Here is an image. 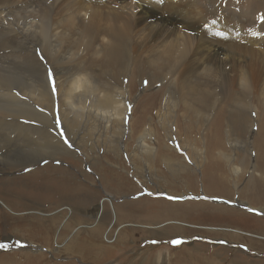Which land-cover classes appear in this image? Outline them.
I'll return each instance as SVG.
<instances>
[{
  "label": "rangeland",
  "instance_id": "1",
  "mask_svg": "<svg viewBox=\"0 0 264 264\" xmlns=\"http://www.w3.org/2000/svg\"><path fill=\"white\" fill-rule=\"evenodd\" d=\"M84 1L89 10V22L93 21L90 20L94 17L91 12L96 7L97 11H101V19L100 16H96L100 21L101 29L109 23L110 18L116 22L120 28L117 47L113 56L107 55L108 38L101 35V57L95 59L91 49L88 48L87 37L76 43H71L68 39L59 41L57 60L54 64L58 71L56 81L61 88V98L57 97L52 74L46 72L50 81L49 87L54 93L52 94L54 120L59 121L58 108L65 102L64 98L67 96L69 86H77L75 81L78 80L89 85L100 84L101 81L97 93L102 100L107 93L120 92L126 87L129 99L127 98L124 104L127 107L128 102L130 103L131 113L124 121V128L121 115L115 116L110 122L91 118L85 125L81 118H77L79 146H67L76 156L66 158L56 156L19 171L0 172V179L33 176L34 182L38 181V178H43L42 175L45 174L50 186L66 185L68 194L64 190L65 197L70 198L67 199L69 202L56 201V196L54 201L45 203L44 201L30 203L28 198L25 207L16 205L20 212L19 216L12 215L0 206V244L5 245L0 247V264H264V261H257L264 260V205L251 201L247 193L251 182L249 179H254L249 172L254 166L255 155L258 152L252 142L254 139L248 132L242 133L237 126H233L227 114L224 115L221 125L217 126L215 122L210 124V127L213 125L211 132L214 136L205 129L213 113L221 107L224 111H231L243 104L245 107H250L252 119L256 118L258 112H264V19H261L264 17V0ZM130 2L134 5L139 4L140 11L135 12L126 5ZM62 14L64 17L65 11L61 7L54 8L51 21L56 18L59 20L58 16ZM171 17L197 23L198 29L190 31V35L199 34L194 37L193 49V51L197 49L198 53L184 59L183 65L178 68L173 64L169 73L164 74L151 66L156 56L154 51L161 45L162 38L158 31L159 27L150 25L148 21H167ZM137 18H141L142 23H137ZM63 25L70 31L72 22L66 21ZM9 45L11 43L7 46ZM38 57L42 60L43 55L38 54ZM202 58L207 64L223 61V67L222 64L211 66L213 70L227 67L226 80L221 81L220 76L218 80L215 79L218 77L217 73L210 72L208 75L209 81L204 89L211 99V111L206 124L202 122L203 117L195 96L185 100L172 99L166 107L163 97H159L161 92H152L154 90L152 85L151 88L146 89L149 81L148 73H151L160 76L173 88H179L182 92L201 91L202 88L196 83L197 77L194 78L198 70L197 65L192 66V64L199 63ZM10 59L12 60L10 71H19L21 68L17 62L18 56ZM46 71L50 70L47 68ZM77 73L88 75L81 79L78 78ZM89 74L93 75L94 80L98 77L101 80L95 82L91 80ZM156 84V89L162 92L169 86L164 88L163 84L162 87L160 83ZM43 91L40 87V92ZM25 123L27 127H31L35 122ZM59 123L61 126H58V132L53 129L51 133L66 142L65 133L62 134L64 128L60 121ZM253 129L255 132L256 126ZM143 130L147 134L142 139L144 147L139 148L138 136ZM159 135L165 139L168 146V150L165 149L162 154H157L158 150L156 151ZM214 142H216L214 145L218 142L222 145H216L217 147L212 149L211 145ZM183 144L190 148L184 149ZM189 152H193L195 167L190 161ZM212 152L219 162L213 166L206 161V155ZM48 165L60 171L56 174L50 169L42 170L43 174L33 172L39 167H49ZM84 173L89 175V180ZM214 175H219V183L214 181L215 183L211 184L220 185L223 190L204 189L209 182H212L211 176ZM44 181L39 182L43 184ZM73 181L86 184V187L84 186L86 192L92 196L89 201L87 200L86 207L82 206L83 200L79 196L82 202L79 201L81 205L76 209L79 214L75 212L73 216L75 218L83 216L80 209L82 208L85 212L86 210L92 212V215H88L91 216V221L87 227L93 228L96 224L94 220L103 222V235L101 234L103 246L96 252H88L86 247L85 249L73 247L74 249L68 250L58 248L55 252L51 251L47 246L60 242L63 245L60 247H64L67 239L78 236V225H74L69 232H63V229L61 231L60 228L69 218V214L64 213L65 218H60L52 227L49 238H45L47 232L32 224L28 218L32 216L26 214L35 212L33 215L38 219H49L54 212L60 210V207L74 206L71 203L74 199L72 197L78 192L73 189L76 194H70L73 192ZM201 182L205 187H202ZM122 183L130 184L132 188L124 187ZM223 184L227 186L228 191L221 187ZM9 187L0 186V201H6L4 198H8L18 203V199L14 198L12 193L14 189L9 190ZM19 187L22 189L26 186L21 185L17 188ZM29 188L26 192L32 194ZM158 199L169 203L206 202L223 205L227 210L223 215L221 212H212L214 211L210 210L212 208H198L191 219L170 221L171 225H175L174 231L161 234L156 229L160 227L159 222L163 216L137 211L143 207L147 208L150 206L148 204L152 206V201ZM235 200L245 205L237 204ZM125 203L131 204V207L128 205L130 207L128 209L133 208V214L125 220H119L117 209L123 207ZM128 209L126 207L122 212ZM104 210L109 212L107 219L101 215ZM113 211L114 215L111 214ZM22 217L25 220L20 219ZM176 226H181L183 229L177 230ZM74 232L76 235L72 236ZM55 234L57 241L53 239ZM87 234L88 232L85 235ZM122 235L123 239L117 238ZM180 235L182 237H172ZM233 241L242 243H230ZM143 255L146 258L144 263L141 260L139 263H133L135 257Z\"/></svg>",
  "mask_w": 264,
  "mask_h": 264
},
{
  "label": "bare ground",
  "instance_id": "2",
  "mask_svg": "<svg viewBox=\"0 0 264 264\" xmlns=\"http://www.w3.org/2000/svg\"><path fill=\"white\" fill-rule=\"evenodd\" d=\"M90 1L91 0H88V2ZM77 2H79V4ZM84 2V0H0V172L7 171L8 173V171H19L25 167L36 165L44 159H52L56 156H61L63 158L76 156L70 151L69 147L67 146L78 145L77 139H79V134L77 133L76 129L77 118H81L83 125H85V123H87L88 120L91 118L94 120H100L101 122H110L112 121V119L115 118V116L121 115L122 127L124 128V121L128 119L129 113H131L130 103L128 102L127 107L126 104H124V102L128 98L126 87H123V90H121L120 92L111 91L107 93L104 100H102L97 93V91H99L100 89L101 79H99L100 77H98L94 80L93 75L96 77L97 75L92 72L93 75L89 74L91 80L95 82L100 81V84L96 83L93 85H89L87 84V82H79L81 80L75 81L77 83V86H69L67 90V96H65L64 98L65 102L61 104L60 108H58V116L61 120L59 118L58 119L62 123V127L64 128V132H62V134L65 133L64 136L66 142L59 139L57 135L51 133L53 129L57 131L58 126H61L59 121L54 120V100L52 95L54 93L49 87L50 81L47 77V73L52 74L51 77L52 79L54 78L55 81L57 97L61 98V88L58 86L59 82L56 81V75L58 74V71L56 70V66L54 64V61L57 60L56 52L57 47L59 45V41H61L62 39H68L71 43H76L84 37H87L88 48L91 49L92 55L95 59L101 57V35L108 38V43L106 45L107 55L113 56L117 47V38L120 33V28L118 27L116 22L112 18H110L109 23L103 29H101L100 21L96 19L97 15L100 16L101 19V11H97V7L91 12V15L94 17L90 20L93 21L89 22V10L84 4ZM93 5L95 6V3H93ZM126 5L131 7V9H134L135 12L140 11L138 9V7H140L139 4L134 5L132 2H130L126 3ZM57 7H61L65 11V16L62 17V14L58 16L59 20H57L56 18L55 20L51 21V16H53V9ZM66 21L72 22V27L70 31L63 27V24ZM142 21L143 20L141 18H137L136 20L137 23H142ZM148 23L150 25H156L157 27H159L158 31L162 38L161 45L154 51L156 53V56L154 57L155 59L152 58L154 60L151 62V66L158 72L168 74L169 69L173 64L176 65L175 68H178L179 66L183 65L182 62L184 59L190 58L194 54L198 53L197 49L194 51L193 49L195 46L194 37L198 36L199 34L190 35V31H195L198 29V25L196 22H192L190 20L185 19H179L177 17H171L167 21L154 20L148 21ZM9 43H11V45L7 46ZM17 51L19 53H17ZM38 54L40 56L43 55L42 60H40ZM15 56H18L17 62H19V68L21 69L19 71H10L12 68V66H10L12 63V60L10 58ZM63 56L64 54L62 55V57ZM223 59L224 58H221V60ZM224 62L226 64V60H224ZM221 64L223 67V61H216L212 64H207L204 58L200 59L199 63L197 62L192 64V66L197 65L198 70L196 71V75L194 76V78L197 77L196 83L202 88L201 91L193 92L187 90L182 92L179 88H173V86L170 85L169 82H165V80L160 76H154L151 73H148L149 81L147 82L148 85L146 89L152 85L154 89L152 92H161L159 97H163L164 101L166 102V107L167 105L169 106V103L172 101V99L185 100L191 99L193 96H195V99L199 105L198 109H200L201 116L203 117L202 122L203 124H206L210 116L209 112L211 111V99L208 98V92L206 89H204V87L206 86L205 84L209 81L208 75L210 72L218 74V77L214 76L215 79L219 78L220 76V78L222 79L221 81L226 80L225 71L227 67L224 69L217 70H213L211 68V66H220ZM47 68L50 71H46ZM79 73H77L76 75H79L78 78L81 79L88 75L87 73L83 75ZM156 83H160V86L163 84L162 86H164V88L168 85L169 86L164 89V92H162V90L159 91L156 89ZM40 87L43 88V93L40 92ZM240 106L241 104L236 108L232 109L231 111L228 110L229 112L227 110L224 111L222 107L218 108L213 113L211 120L210 122H208V125L205 129L207 132L210 133L211 128L213 126L212 125L210 127V124H214L215 122L217 126L221 125V121L224 115L227 114L229 122L233 126H237L242 133L248 132L250 136L254 139L252 142L254 143V147L258 149V152L257 155H255L254 166L249 172L254 179H249V182H251L249 183L247 193L251 201L258 202L264 205V112H258L256 118L252 119L250 107H245L243 104L241 107ZM48 107L50 108V111L47 109ZM184 107L188 108L187 105H184ZM26 121L30 123H35H33L31 127H27L28 125H25ZM35 124L37 125L35 126ZM254 126H256L255 132H253ZM139 134V141L137 143L139 148H143L144 144L142 143V139L146 137L147 133L143 130ZM156 143V151L158 150L157 154H162L165 149L168 150V146L165 143V139H163L160 135ZM215 143L216 142L212 143V149L216 148V145H222L220 142L214 145ZM80 145L82 147V144ZM183 147L187 150L190 148H188L184 144ZM190 154V161L195 167V161L192 159L193 152ZM177 156L178 155L176 154V157ZM206 157V161L212 166L213 164L219 163L215 153L213 152L208 154V156L206 155ZM48 166L49 167L44 168L39 167L33 172L36 173L37 171L43 174L44 171L42 173V170L50 169L56 174V172L60 171V169L53 168L51 165ZM85 175L87 176V180H89V175L87 173ZM218 176H211L212 182H209V185H207L204 189H216L219 191L223 190V188H220V185L215 186L214 184H211L214 181L216 183H219ZM42 177L44 179L38 178V181L36 182H34L35 179L33 178V176H29L28 178L24 176L12 179H8V177L1 178L0 186H10L8 188L9 190L14 189L12 193L13 196H15L14 198L18 199V203H14L10 199L4 198L6 199V201H8H0V206L4 207L12 215L19 216L20 212L16 208V205L20 207L24 205L26 206L25 201L28 198L30 200V203H38L39 201H44L45 203L47 201H54L57 196L56 201L59 200L69 202V200L67 199L70 198L65 197V191H67L65 189L66 185H57L55 183L57 187L55 185H51L53 186L51 187L49 185V181L46 179L47 177H45V174H43ZM41 180H45L43 184L39 182ZM73 183L74 184L72 185V191L74 189V191L78 192V194H76L74 191L70 193L76 194V196L72 197L74 199L71 202L74 206L71 205L69 207L64 205L65 207H60V210H58L56 213L54 212L53 216L49 219H38L37 217H35L36 215H33L35 212H27L26 214H30L32 216L28 217L32 221V224H36L37 228L40 227V229H43L45 232H47V236L45 238H49L48 235L51 232L52 227L55 225V223L59 221L60 218L64 217L65 214H69V218L60 228L61 231L63 229V232H69V230L73 229L74 225H78V236H74L76 235V232H74L75 234L72 233V236L74 237L67 240L65 239L67 242L64 247H60L63 246L60 242L52 244L53 246H47V248L51 251L54 250L53 252H55L58 248H62L61 250H68L74 249L73 247H77L79 249H83L84 247H86L88 252H96L100 250L103 246V244L101 243L103 222H96L97 220H94V222L96 223L94 227H87L89 221H91V216L88 215H92V212L90 210H86L85 212V210H82V208L80 209L83 216L80 215V217L77 218L73 216V213L75 212L76 214H79V211H77L76 209H78L77 206L81 205L79 203V201L81 202L80 199L82 198L83 200V203L81 202L82 206L86 207L88 204L87 200L89 201V198L92 197L86 192V184H83L80 181H73ZM122 184L124 187L132 188L130 184ZM201 184L202 187H205L203 182H201ZM21 185L26 186L28 188L30 186L29 189L32 194H28L26 192L28 190V188L26 187L22 189L20 187L17 188ZM221 187H224L226 191H228L227 186H225V184L221 185ZM66 194H68V191ZM235 201L238 202L237 204L245 205L237 200ZM152 202V206L151 204H148L151 207H143L144 209L141 208L137 211L146 213L150 212L151 214L163 216V219L161 220V222H159L160 227L156 229V231L159 230L161 234L165 233L166 231H174L175 225H171L170 221H177L176 219L183 220V218L191 219V217L195 213H197L195 212V210L198 208H212L210 209L214 210L212 212L216 211L218 213L221 212L222 214L227 210L223 205H213L206 202L169 203L162 201L161 199ZM106 203H108V201H106ZM128 205L130 206L131 204L125 203L124 205H122L123 207H118L117 215H119V220H125L129 215L133 214V208L128 209L131 207H129ZM126 207L128 210L122 212V209L124 210ZM252 207L258 209L257 207ZM65 210L66 212H64ZM86 213L87 215L85 216L87 217L84 216V214ZM101 213L104 219H107L109 212L104 210ZM111 214L114 215V211ZM164 217H167L168 219L165 220ZM23 218L24 217L20 219ZM145 218L148 220L151 219V217ZM23 220H25V218ZM176 227L177 230H180L182 228L181 226ZM87 232L88 234L85 235ZM153 232H155V229L153 230ZM60 237L62 238V236ZM172 237H182V235ZM117 238L123 239L124 236L122 235V237L120 236ZM53 239H56V241L58 240L56 234L54 235ZM230 243L237 242L233 241ZM241 243L242 242H238L237 244ZM134 259L136 260L133 261V263H139L140 260L144 263L146 258L143 255L135 257ZM257 261L264 260L258 259Z\"/></svg>",
  "mask_w": 264,
  "mask_h": 264
},
{
  "label": "snow or ice",
  "instance_id": "3",
  "mask_svg": "<svg viewBox=\"0 0 264 264\" xmlns=\"http://www.w3.org/2000/svg\"><path fill=\"white\" fill-rule=\"evenodd\" d=\"M261 19H264V17H262ZM55 90V89H54ZM153 243H156L155 241H153ZM172 243H178V241H172ZM0 247H5V245L0 244Z\"/></svg>",
  "mask_w": 264,
  "mask_h": 264
}]
</instances>
